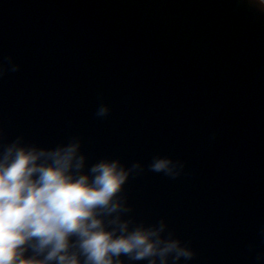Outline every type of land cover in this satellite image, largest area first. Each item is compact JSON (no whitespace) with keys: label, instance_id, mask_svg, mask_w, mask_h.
<instances>
[{"label":"water","instance_id":"95a60500","mask_svg":"<svg viewBox=\"0 0 264 264\" xmlns=\"http://www.w3.org/2000/svg\"><path fill=\"white\" fill-rule=\"evenodd\" d=\"M8 57L4 143L78 139L85 172L140 162L128 215L165 220L195 252L180 264H264V3L0 0ZM156 157L183 162L181 175L151 171Z\"/></svg>","mask_w":264,"mask_h":264},{"label":"clouds","instance_id":"9594fccd","mask_svg":"<svg viewBox=\"0 0 264 264\" xmlns=\"http://www.w3.org/2000/svg\"><path fill=\"white\" fill-rule=\"evenodd\" d=\"M11 64H0V76L19 70ZM109 111L101 106L97 115ZM86 162L78 139L44 149L22 137L4 143L0 130V264H180L195 256L165 220L146 225L128 215L122 192L142 163L103 160L85 172ZM183 167L161 157L149 165L172 178Z\"/></svg>","mask_w":264,"mask_h":264}]
</instances>
